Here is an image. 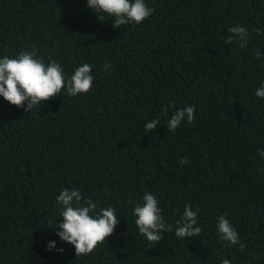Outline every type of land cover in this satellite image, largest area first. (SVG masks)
Returning a JSON list of instances; mask_svg holds the SVG:
<instances>
[{"label": "trees", "instance_id": "16d2710c", "mask_svg": "<svg viewBox=\"0 0 264 264\" xmlns=\"http://www.w3.org/2000/svg\"><path fill=\"white\" fill-rule=\"evenodd\" d=\"M145 3L154 11L143 23L116 28L87 0H0V58L35 49L67 77L83 63L94 76L91 91L61 92L29 113L0 96V264H264V99L254 94L264 34L252 31L264 30V0ZM237 23L251 33L245 48L224 43ZM186 106L195 120L168 131ZM73 187L119 220L104 244L77 257L48 222L62 219L56 197ZM146 193L173 225L155 247L132 212ZM189 203L202 232L180 239L175 222ZM220 215L236 245L223 246ZM49 241L64 251L48 250Z\"/></svg>", "mask_w": 264, "mask_h": 264}, {"label": "clouds", "instance_id": "9594fccd", "mask_svg": "<svg viewBox=\"0 0 264 264\" xmlns=\"http://www.w3.org/2000/svg\"><path fill=\"white\" fill-rule=\"evenodd\" d=\"M87 7L95 12L101 21L105 19L102 15H98L99 13L114 18L113 26L116 28L130 24L139 25L154 11L146 5L145 0H87ZM252 31L264 34V30L259 27ZM228 32L231 35L224 40L225 44H232L235 41L241 48L247 47L251 33L246 27L237 23L230 26ZM253 54L257 59H260L262 55L259 51H254ZM111 67V63L106 62L104 71H109ZM93 81L92 66L89 63L77 66L73 74L67 77L60 63L55 59H50L46 63L35 49L22 50L15 57L0 58V96L12 105L24 108L28 113L34 107L38 108L43 101L52 100L61 92L63 94L66 92L71 97L85 94L92 90ZM254 94L264 99V82ZM162 111L166 115L168 108L165 107ZM195 111V106L176 109L167 120V130L175 132L185 119L191 124L195 120ZM158 124H160L158 118L148 121L144 125L145 132L155 129ZM257 151L264 157V151L259 149ZM188 162L187 157L180 160L181 164ZM143 201L142 204L132 201L134 223L139 234L146 238L151 247H155L164 239L163 234L173 230V225L165 221L163 210L155 194L146 193ZM56 203L62 206L60 212L62 219L54 224L51 220L48 222L50 227L58 229L56 235L60 241L74 246L76 257L91 254L105 243L119 224L117 212L113 206L99 208L97 203L85 197L79 188L62 189L56 197ZM198 220V209L193 210L192 205L187 204L181 218L175 222V235L180 239L198 237L202 232ZM217 221L218 236L222 242H227L223 246L236 245L240 242L237 230L226 215L218 216ZM239 246L243 251L245 243H240ZM47 248L48 250L56 248L61 253L64 251L62 247H56V241H49ZM221 264H231V260L223 259Z\"/></svg>", "mask_w": 264, "mask_h": 264}]
</instances>
